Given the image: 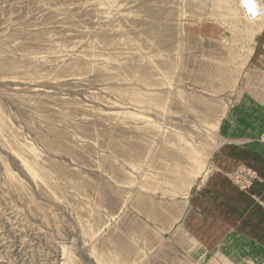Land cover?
I'll return each mask as SVG.
<instances>
[{
  "label": "rangeland",
  "instance_id": "374dc122",
  "mask_svg": "<svg viewBox=\"0 0 264 264\" xmlns=\"http://www.w3.org/2000/svg\"><path fill=\"white\" fill-rule=\"evenodd\" d=\"M256 184L264 0H0V264H264Z\"/></svg>",
  "mask_w": 264,
  "mask_h": 264
},
{
  "label": "crops",
  "instance_id": "0c3cea01",
  "mask_svg": "<svg viewBox=\"0 0 264 264\" xmlns=\"http://www.w3.org/2000/svg\"><path fill=\"white\" fill-rule=\"evenodd\" d=\"M253 192H254L253 194L264 204V184H256ZM255 198L254 199H252L251 197L247 198L248 200L247 204L250 205V209L249 211L247 210L248 213H246V215H244L245 217L243 218L244 219L243 222L245 225L244 228L250 231L251 233H253L252 239L254 240L256 238V235H255L256 226H258L257 227L258 229L264 228V208L263 206L255 204V201H254ZM257 209H259L258 212H256ZM260 225H261V228H260Z\"/></svg>",
  "mask_w": 264,
  "mask_h": 264
},
{
  "label": "built area",
  "instance_id": "2783aa9c",
  "mask_svg": "<svg viewBox=\"0 0 264 264\" xmlns=\"http://www.w3.org/2000/svg\"><path fill=\"white\" fill-rule=\"evenodd\" d=\"M242 4H243V3H242ZM243 5H244V7L246 8L245 4H243ZM246 9H247V8H246ZM246 12L248 13V15L251 14L250 12H248V9L246 10ZM251 16H252L253 18H255L256 15L253 14V15H251ZM249 17H250V16H249Z\"/></svg>",
  "mask_w": 264,
  "mask_h": 264
}]
</instances>
